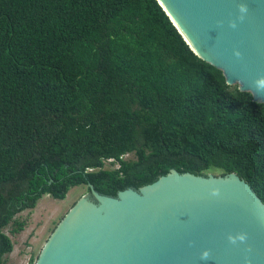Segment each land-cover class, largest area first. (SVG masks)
<instances>
[{"label": "trees", "instance_id": "trees-1", "mask_svg": "<svg viewBox=\"0 0 264 264\" xmlns=\"http://www.w3.org/2000/svg\"><path fill=\"white\" fill-rule=\"evenodd\" d=\"M173 169L236 173L264 203V104L157 0H0V264L5 230L23 232L17 216L45 196L117 197Z\"/></svg>", "mask_w": 264, "mask_h": 264}, {"label": "water", "instance_id": "water-1", "mask_svg": "<svg viewBox=\"0 0 264 264\" xmlns=\"http://www.w3.org/2000/svg\"><path fill=\"white\" fill-rule=\"evenodd\" d=\"M157 1L197 56L264 104V0ZM88 188L37 264H264V203L236 173L173 169L117 197Z\"/></svg>", "mask_w": 264, "mask_h": 264}, {"label": "rangeland", "instance_id": "rangeland-1", "mask_svg": "<svg viewBox=\"0 0 264 264\" xmlns=\"http://www.w3.org/2000/svg\"><path fill=\"white\" fill-rule=\"evenodd\" d=\"M133 159V155L125 159ZM118 165L107 162L106 169H116ZM209 174L221 175L220 172ZM86 185L72 188L65 200H55L45 196L33 210H27L17 216V220L25 222L26 226L20 234L12 233V226L5 233L14 242V252L7 258V264H37L47 242L75 204L89 194Z\"/></svg>", "mask_w": 264, "mask_h": 264}, {"label": "clouds", "instance_id": "clouds-1", "mask_svg": "<svg viewBox=\"0 0 264 264\" xmlns=\"http://www.w3.org/2000/svg\"><path fill=\"white\" fill-rule=\"evenodd\" d=\"M240 10H241L242 12H243V11H246L245 6H241ZM241 19H243V17H241ZM231 26H232V27H235L236 25H235V23H233ZM236 55L238 56L239 53H236ZM256 84H257V87H258L259 89H264V78L259 79V80L256 82ZM239 238H240L241 240H244V239H245L244 236H240ZM230 240H232L233 243L235 242L234 238H231V237H230ZM208 256H209V254H208L207 252H205V253L202 254V258H203V259H207Z\"/></svg>", "mask_w": 264, "mask_h": 264}]
</instances>
